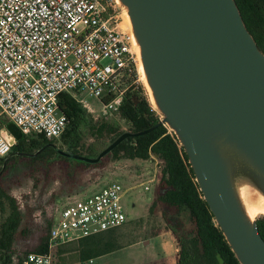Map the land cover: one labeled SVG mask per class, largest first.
Returning a JSON list of instances; mask_svg holds the SVG:
<instances>
[{"label": "water", "instance_id": "obj_1", "mask_svg": "<svg viewBox=\"0 0 264 264\" xmlns=\"http://www.w3.org/2000/svg\"><path fill=\"white\" fill-rule=\"evenodd\" d=\"M115 2L128 16L140 75L161 119L145 131H125L94 157L52 147L96 165L125 139L166 126L237 262L264 264L257 219L241 197L249 188L264 199V54L235 0ZM13 156L4 158L0 175Z\"/></svg>", "mask_w": 264, "mask_h": 264}, {"label": "built area", "instance_id": "obj_2", "mask_svg": "<svg viewBox=\"0 0 264 264\" xmlns=\"http://www.w3.org/2000/svg\"><path fill=\"white\" fill-rule=\"evenodd\" d=\"M122 25L115 0H0V115L22 135L55 144L66 127L61 94L79 98L95 120L114 116L127 90L140 87L137 53ZM84 96L97 99L100 110ZM15 143L0 131V158ZM122 195V186L112 183L66 205L54 219L47 251L27 253L20 264H53L58 247L121 227Z\"/></svg>", "mask_w": 264, "mask_h": 264}, {"label": "trees", "instance_id": "obj_3", "mask_svg": "<svg viewBox=\"0 0 264 264\" xmlns=\"http://www.w3.org/2000/svg\"><path fill=\"white\" fill-rule=\"evenodd\" d=\"M235 2L248 32L264 54V0H235ZM58 107L66 118V127L58 142H61L65 150L87 157L96 156L108 143L125 131L132 133L145 131L160 120L151 108L142 87L139 86L127 90L120 107L114 114L125 126V130L108 122L110 119L93 120L82 105L69 94L64 93L59 96ZM9 128L16 143L11 148L14 156L6 163L0 175L2 218L0 264H20L27 253L43 254L47 251L54 219L51 222L46 221L43 234L39 236L31 252L23 254L16 252L14 244L17 235L25 234V230L21 229L24 217L16 201L2 188L1 178L13 166L22 165L24 162L26 163L23 167L30 169L38 166L46 173L55 163H65L71 171L76 165L85 167L91 165L59 156L53 147L47 145L46 139L41 135L24 136L14 126L10 125ZM89 136L100 143L86 145L85 140ZM43 147L45 148L35 157L24 155L33 154ZM151 156L160 161V171L155 199L149 211L152 213L157 208L160 210L167 231L174 237L177 245L176 264H239L203 200L183 148L166 126L161 125L145 135L125 139L105 159L148 161ZM4 158H0V170ZM256 223L259 234L264 240V216L259 217ZM116 230H108L77 240L74 242L72 259L83 263L121 249L125 244L119 242L115 236Z\"/></svg>", "mask_w": 264, "mask_h": 264}, {"label": "rangeland", "instance_id": "obj_4", "mask_svg": "<svg viewBox=\"0 0 264 264\" xmlns=\"http://www.w3.org/2000/svg\"><path fill=\"white\" fill-rule=\"evenodd\" d=\"M124 17L123 15L122 26L126 28L127 22ZM141 80L140 75V87H142L151 108L155 110L145 84ZM75 99L78 101L79 98ZM84 99L93 110L96 112L100 110L101 105L97 99L87 96H84ZM156 113L161 119V115ZM109 119L108 122L125 130V126L115 115ZM93 120L95 119L93 118ZM100 120L103 119L95 121ZM9 129V127H5L1 130L3 136L12 137ZM99 143L91 136L85 140L86 145ZM157 161L156 165L152 157L148 161H112L104 158L99 164L91 165V167L76 165L72 171L65 163H55L47 173L38 166H33L30 169L23 167L26 162L16 167L13 166L1 178V185L7 194L16 201L24 217L21 229L25 230V234L17 235L14 244L16 252L20 254L31 252L39 236L43 234L46 221H53L66 205L92 196L109 184L118 183L123 188L121 203L126 222L117 228L115 236L125 246L109 255L92 259L91 262L78 264L176 263L177 253L173 255V249L164 245L165 239H156L159 235L169 232L165 227L160 210L157 208L152 213L149 211L158 186L156 174L158 177L160 161ZM145 186L148 189H145ZM261 216L264 215H259L255 219ZM1 219L0 214V221ZM74 245V243L66 244V250L73 249ZM174 247L177 249L176 242ZM59 258L58 254L54 261L57 263Z\"/></svg>", "mask_w": 264, "mask_h": 264}, {"label": "bare ground", "instance_id": "obj_5", "mask_svg": "<svg viewBox=\"0 0 264 264\" xmlns=\"http://www.w3.org/2000/svg\"><path fill=\"white\" fill-rule=\"evenodd\" d=\"M124 16H125L124 18H126L125 22H127V27L130 28V22H129L127 14L125 13ZM138 68H139L140 74L142 75L141 65H138ZM142 80L145 84V87L148 90V87L146 85L144 78ZM241 197H242L244 207L252 219H255L259 215H264V199L257 192L249 188H243L241 190Z\"/></svg>", "mask_w": 264, "mask_h": 264}, {"label": "crops", "instance_id": "obj_6", "mask_svg": "<svg viewBox=\"0 0 264 264\" xmlns=\"http://www.w3.org/2000/svg\"><path fill=\"white\" fill-rule=\"evenodd\" d=\"M10 125L11 124L7 121L6 117L4 115H0V131L3 130L5 127H9ZM169 235H171V236H169ZM158 238L165 239L164 245L166 247L173 249V255H175L177 253V249L174 247L175 246V240H174V237L172 236V234L170 232H166L164 234H161L158 237H156V239H158ZM63 246H65V245H63ZM63 246H60L54 250L55 261H56V257L58 254L60 255V258H59L57 263L53 260L54 261L53 264H78V262H76L71 257V255L73 254L74 248L73 249L71 248V250H66V246L65 247H63ZM60 249L62 250L61 252H60ZM174 264H176V263H174Z\"/></svg>", "mask_w": 264, "mask_h": 264}, {"label": "flooded vegetation", "instance_id": "obj_7", "mask_svg": "<svg viewBox=\"0 0 264 264\" xmlns=\"http://www.w3.org/2000/svg\"><path fill=\"white\" fill-rule=\"evenodd\" d=\"M46 143H47L48 146H51V147L53 146V147H56L57 149H61V150H62V149H65V147L62 146L61 142H57V143L55 144L54 142H51V141L46 140ZM10 153L12 154V151H10L9 154H10ZM35 153H36V152H35ZM35 153H33V154H35ZM9 154H8V155H9ZM33 154H24V155H26L27 157H29V155H33ZM37 154H38V153H37ZM37 154H36V155H37ZM36 155H35V156H36ZM35 156H31V157H35Z\"/></svg>", "mask_w": 264, "mask_h": 264}]
</instances>
